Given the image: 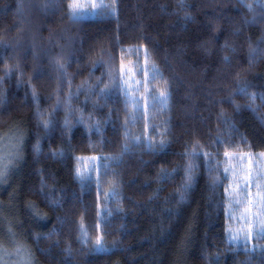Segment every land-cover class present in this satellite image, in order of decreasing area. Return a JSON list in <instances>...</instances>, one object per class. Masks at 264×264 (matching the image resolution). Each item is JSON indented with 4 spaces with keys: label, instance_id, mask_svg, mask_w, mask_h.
Wrapping results in <instances>:
<instances>
[{
    "label": "trees",
    "instance_id": "16d2710c",
    "mask_svg": "<svg viewBox=\"0 0 264 264\" xmlns=\"http://www.w3.org/2000/svg\"><path fill=\"white\" fill-rule=\"evenodd\" d=\"M110 3L74 16L71 0H0V137L15 154L0 254L264 264V235L231 242L226 195L229 155L264 153V0ZM93 155L97 174L79 175Z\"/></svg>",
    "mask_w": 264,
    "mask_h": 264
},
{
    "label": "rangeland",
    "instance_id": "374dc122",
    "mask_svg": "<svg viewBox=\"0 0 264 264\" xmlns=\"http://www.w3.org/2000/svg\"><path fill=\"white\" fill-rule=\"evenodd\" d=\"M110 2L112 0H71L70 6L74 16H90L97 13H111L113 8ZM153 72L154 68L147 67L145 63L141 71L143 74L142 85L146 84L148 77ZM134 76L133 70L127 65L124 75L127 90L134 91V88L137 87L139 77L136 75L135 78ZM144 98L146 99V97ZM8 144L11 150H8ZM12 147L10 139L5 140L0 137V179L5 182L8 171L14 165L15 154L12 150L14 147ZM76 164L77 173L86 178L97 174L99 158L94 155L78 156ZM227 170L230 174V180L226 187L228 236L235 244L243 240L249 242L253 247L254 239L264 235V153L229 155ZM7 253L8 255L5 256L0 254V264H18V251L13 248Z\"/></svg>",
    "mask_w": 264,
    "mask_h": 264
}]
</instances>
